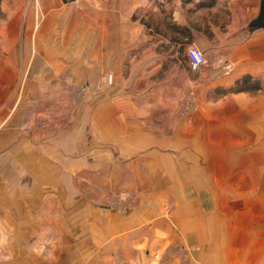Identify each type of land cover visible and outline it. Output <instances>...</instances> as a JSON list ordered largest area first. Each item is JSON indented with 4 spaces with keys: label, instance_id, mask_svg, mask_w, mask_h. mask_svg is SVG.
<instances>
[{
    "label": "rangeland",
    "instance_id": "374dc122",
    "mask_svg": "<svg viewBox=\"0 0 264 264\" xmlns=\"http://www.w3.org/2000/svg\"><path fill=\"white\" fill-rule=\"evenodd\" d=\"M222 6L233 63L213 82L242 75L230 88L202 86L208 68L187 84L180 63L151 75L145 48L96 49L86 0H0V197L30 193L19 210L0 199V264L264 262V68L242 66L251 20L227 48ZM23 221L29 240L7 237ZM206 226L222 251L196 243Z\"/></svg>",
    "mask_w": 264,
    "mask_h": 264
},
{
    "label": "crops",
    "instance_id": "0c3cea01",
    "mask_svg": "<svg viewBox=\"0 0 264 264\" xmlns=\"http://www.w3.org/2000/svg\"><path fill=\"white\" fill-rule=\"evenodd\" d=\"M87 1V13L90 21V26L92 27L93 39L97 40L96 49H100L101 47L106 50V43L109 39V43L111 42L114 46H111V50H125L133 51L138 49L145 48L146 51L151 52V60L150 66L152 68L151 75L157 74H166L169 73L165 68H170L172 66H180L183 68V74L187 75V84H190L191 73H194L190 68V62L188 58L184 60H176L174 62L166 60L162 52H172L174 50H185V57H187V50L190 47H196L207 55L208 58V71L204 73V79L202 80V86L205 85L208 88H217V87H231L236 83L240 77L242 76H234L227 78L226 82L222 80L214 81L215 76L219 74L220 68H222L223 64L233 63V59L231 53L228 52L227 55L223 52L221 53L222 44L218 47V43L223 42V33L220 31L223 26L221 24H217V15L219 13V9H222V5L226 3L227 9L230 14V18L234 19L231 25L228 23L224 28H226V39L228 38L227 48L231 45L230 35L237 32H244L247 30L249 20H253L259 12L260 0H86ZM206 1L214 2L215 4L211 8H207L204 3ZM203 5V6H202ZM202 6V7H201ZM242 11L239 16V12ZM211 13V17L208 15ZM215 16V17H214ZM223 16L219 17V20L222 19ZM228 19L229 16H227ZM149 24H146V22ZM239 29V30H236ZM183 32L185 35H180ZM219 33L220 37L217 42L216 37H210L209 34ZM108 36H110L108 38ZM102 38V39H101ZM102 40V41H101ZM249 44L245 45L246 54L242 56L245 60H241L245 63L242 66L248 68L249 74H257L260 70L264 68V30L257 31L253 33L252 39L249 40ZM116 43V44H115ZM95 48V41H94ZM226 48V49H227ZM251 48V49H249ZM250 50L256 52V54H251ZM101 51V49H100ZM102 52H105L102 50ZM170 54V53H168ZM246 57V58H245ZM107 56L103 53V59H106ZM241 62V63H242ZM231 65V64H230ZM202 71V72H203ZM200 72V71H199ZM198 73V72H197ZM216 75H214V74ZM243 75L247 72H242ZM247 73V74H248ZM212 75L211 81H209ZM207 76V77H206ZM204 95L207 94V91H204ZM2 190H0L1 192ZM4 198L0 197L2 200H6L8 202L6 206H2L8 211L19 210V201L20 199L25 202L29 201L30 193L29 190L27 193L21 197L17 198V195L14 193L4 194L1 193ZM16 199V200H15ZM27 199V200H26ZM2 204H4L2 202ZM6 204V203H5ZM27 207L28 204H27ZM204 222V221H203ZM191 224V222H188ZM5 232H7V237L17 236L18 238L26 237L29 240L32 231L30 229V222L23 221L20 225L15 226V229H12L11 225L7 224ZM42 226H45L44 224ZM38 236L40 234L41 224H38ZM207 226L200 230H190L194 233L196 240L201 247H203L202 251H205L207 247H211V251H218L221 248V245L218 243H211L209 239H207V235L205 234ZM200 237H199V235ZM202 234V235H201ZM203 238L205 239H202ZM16 238V237H15ZM124 241L129 240L127 234L123 237ZM202 240H201V239ZM12 242L14 241L12 238L10 239ZM135 242L128 241L131 244L129 249H132L130 252H140V250L144 245L148 244V241H142L137 238L134 240ZM209 241V242H208ZM215 242V241H214ZM212 244V245H211ZM123 243L119 245V249L122 255L121 246ZM10 247H13L10 245ZM258 246L256 248L257 251H262L264 248ZM251 250H255L254 245H250ZM223 248L220 250L222 251ZM112 250L117 252V245L109 243L106 251L103 252V256L109 258ZM11 252V254H10ZM8 252V256L6 259L8 260L6 264H15V250ZM116 254V253H115ZM120 254V253H119ZM140 254V253H137ZM20 256V255H18ZM139 256V255H138ZM199 261L204 263L205 259L208 257L203 256L201 254L199 256ZM129 260L126 256L123 259H120V262ZM139 264H142L143 260L137 259ZM144 264H149V261L146 260ZM264 264V262L262 263Z\"/></svg>",
    "mask_w": 264,
    "mask_h": 264
},
{
    "label": "built area",
    "instance_id": "2783aa9c",
    "mask_svg": "<svg viewBox=\"0 0 264 264\" xmlns=\"http://www.w3.org/2000/svg\"><path fill=\"white\" fill-rule=\"evenodd\" d=\"M187 58L190 62V68L194 73L205 69L209 64L205 52L196 47H190L187 50Z\"/></svg>",
    "mask_w": 264,
    "mask_h": 264
},
{
    "label": "water",
    "instance_id": "95a60500",
    "mask_svg": "<svg viewBox=\"0 0 264 264\" xmlns=\"http://www.w3.org/2000/svg\"><path fill=\"white\" fill-rule=\"evenodd\" d=\"M250 28L255 31L264 30V0H260L258 15L251 21Z\"/></svg>",
    "mask_w": 264,
    "mask_h": 264
},
{
    "label": "trees",
    "instance_id": "16d2710c",
    "mask_svg": "<svg viewBox=\"0 0 264 264\" xmlns=\"http://www.w3.org/2000/svg\"><path fill=\"white\" fill-rule=\"evenodd\" d=\"M206 2H207V3H204V5H206L207 8H211V7L215 4L213 1H212V2H210V1H206ZM202 6H203V5H202ZM202 6H201V7H202ZM146 24H149V22L147 21ZM180 35H185V33L181 32ZM238 83H240V82H238ZM240 84H241V83H240ZM244 91H248V89H246V88L241 89L240 92H244Z\"/></svg>",
    "mask_w": 264,
    "mask_h": 264
}]
</instances>
